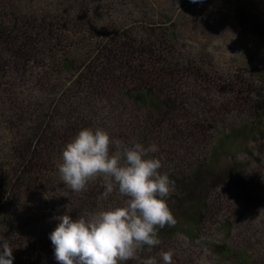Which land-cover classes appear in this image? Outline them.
I'll return each instance as SVG.
<instances>
[{
	"label": "trees",
	"instance_id": "16d2710c",
	"mask_svg": "<svg viewBox=\"0 0 264 264\" xmlns=\"http://www.w3.org/2000/svg\"><path fill=\"white\" fill-rule=\"evenodd\" d=\"M101 2L0 0V243L13 248V264H59L49 239L55 217L76 220L124 204L117 190L104 197L102 177L74 192L59 176L65 145L83 128H103L129 146L155 144L150 155L175 184L165 198L175 226L158 228L161 243L124 264L151 257L163 264L161 251L173 253V264H195L192 252L202 243L246 264L247 249L233 256L225 243L208 239L218 231L245 232L244 225L253 236L257 230L248 224L252 212L213 197L242 165L216 172L217 136L230 109L217 96L222 78L207 46L180 44L172 19L120 21L113 2ZM232 91L246 115L264 112V100L257 107L256 98ZM252 130L243 127L236 136ZM178 236L198 245L178 246Z\"/></svg>",
	"mask_w": 264,
	"mask_h": 264
},
{
	"label": "rangeland",
	"instance_id": "374dc122",
	"mask_svg": "<svg viewBox=\"0 0 264 264\" xmlns=\"http://www.w3.org/2000/svg\"><path fill=\"white\" fill-rule=\"evenodd\" d=\"M101 1L100 5L113 2L111 13L120 21L150 24L172 19L180 32V44L192 47L202 42L207 46L209 57L217 65L219 78H222V90L217 96L221 95L230 109L227 124L217 136L220 150L215 154L216 172L231 169L234 162L242 165L215 189L213 197L221 198L225 206L232 209L252 212L254 220L248 224L254 223L257 230L253 236L254 232H247L244 225L245 232L237 230L224 236L218 231L208 239L216 245L225 243L233 256L247 249L246 264H264V112L257 108L256 115H246L244 108L233 104L231 95L232 90H237L243 99L256 98L257 107L264 100V0H197L196 3L192 0ZM251 123L253 126L248 127ZM243 127L254 128L253 133L236 136L237 130ZM243 237L246 240L242 243ZM176 241L178 246L196 244L184 236H178ZM246 241L249 243L247 248ZM192 253L195 264H240L236 257L220 258L203 243Z\"/></svg>",
	"mask_w": 264,
	"mask_h": 264
},
{
	"label": "clouds",
	"instance_id": "9594fccd",
	"mask_svg": "<svg viewBox=\"0 0 264 264\" xmlns=\"http://www.w3.org/2000/svg\"><path fill=\"white\" fill-rule=\"evenodd\" d=\"M196 3L197 0H192ZM158 148L141 143L131 146L103 128H83L62 151L58 172L63 184L74 192L86 189L89 181L104 180L106 198L114 190L127 197L122 206L97 211L73 220L64 214L50 233L54 257L59 264H124L137 258L144 246H158L157 229L173 227L176 219L166 197L175 184L159 170ZM13 248L0 243V264H13ZM163 264H173V253L161 251ZM142 264H157L155 257Z\"/></svg>",
	"mask_w": 264,
	"mask_h": 264
}]
</instances>
